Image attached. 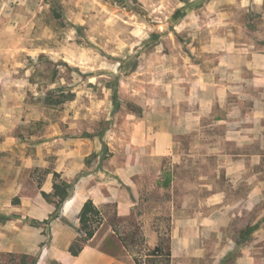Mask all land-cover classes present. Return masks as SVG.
<instances>
[{"label": "rangeland", "instance_id": "374dc122", "mask_svg": "<svg viewBox=\"0 0 264 264\" xmlns=\"http://www.w3.org/2000/svg\"><path fill=\"white\" fill-rule=\"evenodd\" d=\"M253 1L0 0V264H62L79 221L54 183L143 237L127 250L103 219L78 264H135L167 235L152 264H264Z\"/></svg>", "mask_w": 264, "mask_h": 264}, {"label": "trees", "instance_id": "16d2710c", "mask_svg": "<svg viewBox=\"0 0 264 264\" xmlns=\"http://www.w3.org/2000/svg\"><path fill=\"white\" fill-rule=\"evenodd\" d=\"M65 184L54 183L53 194L58 198L55 199V207L59 208V205L63 203L68 198V191ZM112 208L110 215L108 216L106 212H103L100 207H97L92 199L88 198L83 203L80 211L78 213L79 226L77 228L78 236L69 244L68 251L71 255L77 256L82 248L83 244L94 236L95 231L105 219L108 221L111 229L115 232L118 239L121 241L122 245L130 250L135 244H143L142 235L136 230H132L129 233H121L117 227V212L115 203L105 204ZM138 243V244H139ZM164 258L168 263L171 259L170 251V237L159 236L158 242L153 248L147 249L145 257L134 255L135 264H152L153 259ZM35 262L34 260L32 261Z\"/></svg>", "mask_w": 264, "mask_h": 264}, {"label": "crops", "instance_id": "0c3cea01", "mask_svg": "<svg viewBox=\"0 0 264 264\" xmlns=\"http://www.w3.org/2000/svg\"><path fill=\"white\" fill-rule=\"evenodd\" d=\"M253 2L259 3V5H262L264 3L263 0H257V1H253ZM261 12H262L261 18L264 19V9H262ZM260 59L264 63V53H262L260 55ZM260 66H264V64L260 65ZM88 195H89V193L87 192V190L84 189V191H82L78 188H75V190L73 191L71 196L63 202L62 207H61V216H63L66 219H69L72 216L78 217V213L80 211V208L82 207L85 200L88 198L91 199V197H89ZM115 201H116V199H115ZM125 207H128V204L126 202L124 203V202L117 201V208L119 209L118 210L119 212H120V210H123ZM22 252L31 253V252H33V250L27 249V250H23ZM57 259L62 264H78L77 263L78 255L77 256L71 255L68 251V247L64 248L63 250L59 251V253H57ZM45 260H46V257L44 256V253L42 252L39 255V258H38L36 264H47ZM252 264H254V263H252Z\"/></svg>", "mask_w": 264, "mask_h": 264}]
</instances>
